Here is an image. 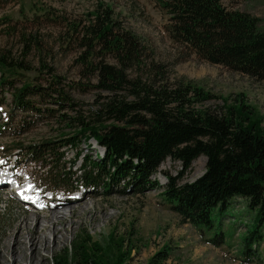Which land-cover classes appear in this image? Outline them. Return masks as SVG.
<instances>
[{"label":"trees","instance_id":"1","mask_svg":"<svg viewBox=\"0 0 264 264\" xmlns=\"http://www.w3.org/2000/svg\"><path fill=\"white\" fill-rule=\"evenodd\" d=\"M156 1L167 15L166 31L174 42L203 61L264 81V26L260 25V18L228 9L220 0ZM72 28L78 32L80 46L85 48L81 61L88 62L96 73L95 88L109 93L98 95L95 108L87 116L78 113L76 125L71 126L70 117L69 123L63 119L70 130L74 129L73 133L62 134L63 144L54 146V140L27 145L15 142L11 143L12 150H26L33 162L40 161V153L56 157L59 164L65 159L64 148L74 150L77 159V141L94 140L103 148V154L97 159L91 155L83 157L89 169L85 166L79 173L82 184L93 187L104 181L107 188L118 185L119 192L134 193L159 186L151 177L166 158L180 162L181 174L203 156L204 172L194 181L179 184V176H167L162 195L169 209L180 216L182 223L204 232L201 227H211L214 208L226 207L232 197L243 198L256 211L257 221L241 238L243 253L247 256L256 251L252 245H259L264 228V128L260 115L242 99L229 105L227 98H221L225 112L199 107L217 96L190 80L169 82L168 68L154 61L146 43L123 27L107 4L99 3L87 12L82 24H73ZM23 35L27 44L31 39V43H37L28 38L30 34ZM15 68L23 66L0 54V91L13 86V78L5 76L4 71ZM133 69L143 75L132 76ZM54 81L59 83L58 76ZM62 94L51 85L21 84L12 93V104L21 112L40 110L31 99L36 96L51 98L53 104L72 105V100ZM54 95L58 97L52 98ZM71 135L73 138H68ZM63 174L58 173V177ZM223 239L219 233L207 241L217 245ZM124 241L122 237L115 241L110 233L103 247L79 238L51 264H124V257L129 254L123 249ZM111 244L118 252L109 262L104 256ZM167 255L166 249L160 250L156 253L160 258L151 259L149 264Z\"/></svg>","mask_w":264,"mask_h":264},{"label":"rangeland","instance_id":"2","mask_svg":"<svg viewBox=\"0 0 264 264\" xmlns=\"http://www.w3.org/2000/svg\"><path fill=\"white\" fill-rule=\"evenodd\" d=\"M220 1L228 9L245 11L260 18V25L264 26V0ZM99 3L110 6L121 25L146 43L154 61L168 68L169 82L180 78L190 80L217 96L199 107L209 106L225 112L221 98H227L229 105L242 99L260 115L264 128V81L203 61L182 44L174 42L166 31L167 15L156 0H0V54L23 66L22 69L4 71L5 76L13 78V86L0 91V161H7V165L16 163V175L29 177L40 187L56 189L58 196L80 194L81 201L93 204L94 221L89 220L90 213L79 215V219L76 217L78 221L72 234L66 236L64 243L45 253L44 260L38 264H51L53 258L62 255L66 247L79 238L85 237L88 242H98L104 247L110 233L114 234L115 241L120 237L125 240L123 249L129 254L125 255L124 264H149L151 259L160 258L156 253L163 249L168 252L167 257L154 264H264V228L261 229L263 236L259 245H252L256 251L247 256L243 253L241 238L247 228L257 223L256 211L248 207L245 199L232 197L226 207L220 209L218 205L214 208L211 227H201L204 232L190 223H182L180 216L169 209L162 195L167 176H179V184L194 181L204 172L203 156L195 159L181 174L180 162L166 158L151 177L159 186L134 193L119 192L118 185L107 188L104 181L93 187L82 184L79 173L85 166L86 170L89 169L83 157L91 155L97 159L103 154V148L94 140L77 141V159L74 150L64 148L67 151L65 159L59 164L56 157L49 158L42 153L39 154L40 161L34 163L32 157L26 155V150H12L11 143L15 142L27 145L54 140V146L63 144L65 137L62 134L74 130L66 125L70 118L71 126L76 125L78 113L87 116L88 111L95 108L98 95L109 93L95 88L96 73L88 62L81 61L85 48L80 46L78 32L72 28L73 24H82L87 12ZM23 33L30 34L28 38L36 39L37 43H31V39L27 44ZM130 74L143 75V72L133 69ZM57 76L59 83L54 81V84L52 80ZM21 84L51 85L68 96L72 105L61 106L50 103L51 98L34 96L31 99L40 110L21 112L12 104V93ZM61 114L65 116L61 117ZM58 173H64L63 177L59 178ZM57 184L64 186L58 188ZM18 202L0 190L2 247L1 242L11 229L10 225L29 214L23 209L26 206L22 208ZM219 233L224 237L222 243L214 245L207 241ZM111 246L104 256L109 262L118 252L115 245Z\"/></svg>","mask_w":264,"mask_h":264},{"label":"bare ground","instance_id":"3","mask_svg":"<svg viewBox=\"0 0 264 264\" xmlns=\"http://www.w3.org/2000/svg\"><path fill=\"white\" fill-rule=\"evenodd\" d=\"M0 190H2L8 198L15 192L20 196L19 205L29 213L26 217L15 220L11 225L8 233H6L1 242L4 247L0 246V264H38L44 260L45 253L53 250L55 245L64 243L66 236L72 234L79 219V215H88L89 220L94 221L92 215L93 204L85 200L81 201L80 196L71 198L45 201L47 204L41 205L36 195H32L33 199L24 197L30 192L32 184L39 186L31 181L29 177L16 175L13 168L6 171L2 170L4 162L0 161ZM11 170L14 176L10 175ZM8 183V184H7ZM17 183L20 189L18 191L14 185ZM7 184L6 186H4ZM47 196H45V199ZM96 214V212H95ZM87 220V219H86Z\"/></svg>","mask_w":264,"mask_h":264}]
</instances>
